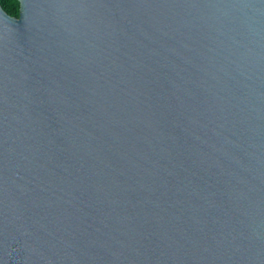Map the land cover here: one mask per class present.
<instances>
[{
  "label": "water",
  "instance_id": "water-1",
  "mask_svg": "<svg viewBox=\"0 0 264 264\" xmlns=\"http://www.w3.org/2000/svg\"><path fill=\"white\" fill-rule=\"evenodd\" d=\"M0 3V264H264V0Z\"/></svg>",
  "mask_w": 264,
  "mask_h": 264
},
{
  "label": "trees",
  "instance_id": "trees-1",
  "mask_svg": "<svg viewBox=\"0 0 264 264\" xmlns=\"http://www.w3.org/2000/svg\"><path fill=\"white\" fill-rule=\"evenodd\" d=\"M3 8L13 16H19L20 3L18 0H0Z\"/></svg>",
  "mask_w": 264,
  "mask_h": 264
}]
</instances>
